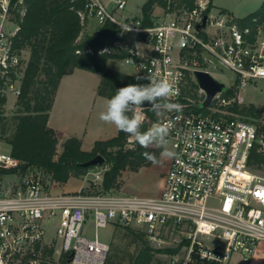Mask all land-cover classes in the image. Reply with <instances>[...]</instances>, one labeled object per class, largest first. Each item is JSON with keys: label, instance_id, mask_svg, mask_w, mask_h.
Instances as JSON below:
<instances>
[{"label": "built area", "instance_id": "2783aa9c", "mask_svg": "<svg viewBox=\"0 0 264 264\" xmlns=\"http://www.w3.org/2000/svg\"><path fill=\"white\" fill-rule=\"evenodd\" d=\"M165 1L149 23L121 12L127 0H85L79 12L82 21L94 18L97 26L116 24L117 43L128 52L122 63L149 79L168 80L169 102L182 106L163 112L149 127L170 125L164 147L174 155L159 195L119 188L53 193L39 171L21 173L19 160L0 152V264H105L110 244L96 228L108 224L141 230L155 243L180 232L185 243L180 254L171 255L172 264H251L264 242V164L251 168L248 157L254 146L264 152V129L241 108L252 103L243 91L264 82V16L241 22L209 0ZM13 6L0 0V97L5 98L19 96L26 66L11 46L17 23L6 29ZM197 70L223 83L209 102ZM143 117L149 120L144 111ZM102 176L100 171L96 178L101 182Z\"/></svg>", "mask_w": 264, "mask_h": 264}, {"label": "trees", "instance_id": "16d2710c", "mask_svg": "<svg viewBox=\"0 0 264 264\" xmlns=\"http://www.w3.org/2000/svg\"><path fill=\"white\" fill-rule=\"evenodd\" d=\"M183 1L188 5L193 3V0ZM84 3L85 0H11L14 6L10 13L18 26L10 37L11 46L17 53L27 50L28 59L13 115L9 119L0 110V138L9 144V152L19 160L18 169L21 173L42 169L59 183H65L72 176L85 174L95 165H85L84 162L101 154L104 157L102 164L108 165L103 171L100 187L94 192H108L120 187L119 176L123 170H137L152 163L143 153L147 152L158 159L162 148H142L134 137L118 130L112 137L96 140L90 150L81 148L78 137L68 136L57 154L58 138L47 120L61 76L72 72L74 68L99 72L101 77L97 93L108 99L120 87L148 83L142 71L126 73L107 65L110 59L121 58L128 53L122 44L117 43L116 24L106 21L92 33L80 37L87 23L79 15ZM165 4V0H145L141 6L144 22L149 23L155 6ZM253 15L264 16V0L254 11L238 19L243 22ZM5 101L4 96L0 97V104ZM143 111L149 120L142 122L141 131H147L158 116L149 110L147 104ZM241 111L255 118L260 128L264 129L261 109L250 103L244 105ZM263 164L264 152L256 150L254 146L248 157V165L255 169ZM125 228L140 242L130 264H149L156 251L172 255L185 243L182 238L176 247H153L144 232L132 227Z\"/></svg>", "mask_w": 264, "mask_h": 264}, {"label": "rangeland", "instance_id": "374dc122", "mask_svg": "<svg viewBox=\"0 0 264 264\" xmlns=\"http://www.w3.org/2000/svg\"><path fill=\"white\" fill-rule=\"evenodd\" d=\"M144 1L145 0H127L126 7L121 12L129 13V15L132 16H140L141 6ZM159 8L156 6L155 12H160ZM244 10L247 9H241L239 11H236V14H243L242 12ZM8 18L9 23L6 27L7 30L14 27V24L12 23L14 22L13 14L10 13ZM94 23V20H92L90 24H88V26L86 23L83 31L81 32L80 37H83L85 34H87V30H91ZM20 54L21 56H23V67L24 62H27L28 52L27 50H25L22 51ZM107 65L115 70L123 71L126 73H135L134 67L132 65L122 63V60L120 58L110 59ZM86 73L91 75V83H96V80L101 77V73L99 72L86 70ZM219 75L223 79L229 78V75L226 72H220ZM242 95L245 101L252 102L257 108L261 109L264 122V82L258 81L255 86H248L243 91ZM6 97V101L1 110L3 114L10 119L17 107L16 100L18 97H16L12 93H9ZM61 144L62 143H59V147H57V154L60 153L62 149ZM165 149L171 151L170 146L167 145L162 148L161 152ZM9 151V144H7L3 139L0 138V152ZM161 152L159 154V158L157 159L159 162L156 164L150 163L149 165L142 166L137 170H123L121 172V176H119L120 192L125 194H135L143 196L159 195L163 184V176L169 164V158L162 157ZM107 165L108 164L95 165L89 168V170L85 174L79 176H72L65 183L53 181L50 178V175L46 174L42 169H38V171L42 176V180L45 187L53 193H60L63 191H74L79 189L80 187L86 191H94L100 187V180L96 178V175L100 171H104ZM88 232L92 233L93 227L89 226ZM96 232L98 233L101 239L108 241L110 244V249L107 256V261L109 262V264H130L132 257L135 255V253L140 247L139 240H137L131 233H129L125 227L120 225L108 224L104 227H97ZM49 233L52 234V231ZM181 239L182 234L177 231L174 233H169L166 237H164V241L161 243L149 241L148 243L153 247H176L181 241ZM256 251L252 257L251 264H264V242H260L258 244ZM178 252V254H180L181 250L179 249ZM255 254H257V256ZM149 264H172L171 254L156 251L154 253L153 259Z\"/></svg>", "mask_w": 264, "mask_h": 264}, {"label": "crops", "instance_id": "0c3cea01", "mask_svg": "<svg viewBox=\"0 0 264 264\" xmlns=\"http://www.w3.org/2000/svg\"><path fill=\"white\" fill-rule=\"evenodd\" d=\"M210 1L215 9L225 10L235 18L246 16L262 2V0ZM155 7L154 11H156ZM157 7L159 8V6ZM241 9L247 10H244L243 14L237 15L236 11ZM124 14L129 15V13ZM92 20L95 23L91 30L86 29L87 33H92L97 27L94 18L88 19L87 26ZM90 80L91 75L86 73V69L83 68H74L72 72L64 74L59 80L47 120L48 125L56 132L57 147L68 136H76L81 140V148L90 150L96 140L107 139L118 132L114 125L99 119L101 112L106 110L108 98L97 93L100 78L96 80V83H91ZM257 254L255 255L257 256Z\"/></svg>", "mask_w": 264, "mask_h": 264}, {"label": "clouds", "instance_id": "9594fccd", "mask_svg": "<svg viewBox=\"0 0 264 264\" xmlns=\"http://www.w3.org/2000/svg\"><path fill=\"white\" fill-rule=\"evenodd\" d=\"M126 31H131L130 27ZM140 45L135 47L138 50ZM137 54L139 55L138 51ZM153 63H159L153 60ZM141 79V77H137ZM147 84H128L116 90L115 95L107 101L106 110L101 112L99 119L105 123L114 125L119 131L134 137L142 148L156 146L163 148L170 130L169 124L154 125L147 131H141L143 122V109L145 104L149 110L160 116L165 111H180L181 105L170 103L169 97L173 92V86L168 80L147 78ZM143 155L153 164L159 161L151 154ZM173 152L165 149L162 157L171 158Z\"/></svg>", "mask_w": 264, "mask_h": 264}, {"label": "water", "instance_id": "95a60500", "mask_svg": "<svg viewBox=\"0 0 264 264\" xmlns=\"http://www.w3.org/2000/svg\"><path fill=\"white\" fill-rule=\"evenodd\" d=\"M206 16L203 17V22ZM195 76L198 84L206 91L205 102H209L214 93L220 90L223 86L222 82L215 80L205 71H195ZM104 162V157L101 154H96L92 158L84 162L85 165H100Z\"/></svg>", "mask_w": 264, "mask_h": 264}]
</instances>
